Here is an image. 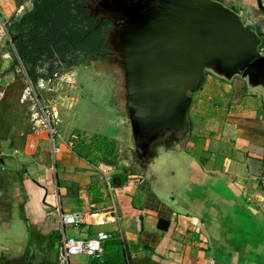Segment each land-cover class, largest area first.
I'll return each mask as SVG.
<instances>
[{
    "label": "crops",
    "instance_id": "1",
    "mask_svg": "<svg viewBox=\"0 0 264 264\" xmlns=\"http://www.w3.org/2000/svg\"><path fill=\"white\" fill-rule=\"evenodd\" d=\"M41 1L0 0L10 33L0 41V264H264L262 91H249L240 77H206L191 104L198 129L176 152L175 163L181 160L158 193L145 187V177L132 180L128 156L104 162L110 142L126 147L129 131L122 118L102 128L97 105L89 114L79 71L50 74L38 65L31 71L20 59V34ZM219 1L264 33V0ZM96 137L105 142L96 147ZM101 165L113 170L106 177L120 179L110 189ZM70 213L96 214L105 224L62 225L60 214ZM157 219L170 222L169 229H158ZM97 232L111 236L101 257H63L66 237Z\"/></svg>",
    "mask_w": 264,
    "mask_h": 264
},
{
    "label": "water",
    "instance_id": "2",
    "mask_svg": "<svg viewBox=\"0 0 264 264\" xmlns=\"http://www.w3.org/2000/svg\"><path fill=\"white\" fill-rule=\"evenodd\" d=\"M95 1L99 24L110 21L103 46L121 73L129 131L125 148L141 176L157 178L150 166L157 167L162 153L175 163L190 132L192 95L207 74L225 82L240 77L264 99L261 36L218 1ZM46 97L50 101L51 93Z\"/></svg>",
    "mask_w": 264,
    "mask_h": 264
},
{
    "label": "trees",
    "instance_id": "3",
    "mask_svg": "<svg viewBox=\"0 0 264 264\" xmlns=\"http://www.w3.org/2000/svg\"><path fill=\"white\" fill-rule=\"evenodd\" d=\"M91 6V0H42L29 18L27 32L20 34V43H17L22 62L29 64L32 71L41 54L51 57L63 53L76 58L77 52L87 55L102 51L107 22L99 24ZM258 34L261 36L260 50L264 51V33ZM101 140L105 142L104 138ZM114 153L115 150L110 147L108 156ZM104 162L111 164L106 159ZM170 225V222L162 219L156 221L157 228L163 231H167ZM116 244L122 245L121 242ZM117 257L118 254L113 258L117 260Z\"/></svg>",
    "mask_w": 264,
    "mask_h": 264
},
{
    "label": "rangeland",
    "instance_id": "4",
    "mask_svg": "<svg viewBox=\"0 0 264 264\" xmlns=\"http://www.w3.org/2000/svg\"><path fill=\"white\" fill-rule=\"evenodd\" d=\"M222 5L223 2L216 0ZM225 6V5H224ZM226 7V6H225ZM228 8V7H227ZM232 10V9H231ZM96 18V17H95ZM243 23L246 22V19L242 20ZM246 26V25H245ZM248 27V25H247ZM251 30H254V28L249 27ZM9 30V29H8ZM105 33L107 34L109 31L108 25L105 26L104 28ZM6 32L8 37L10 38V33L7 31ZM78 55V56H76ZM76 58L74 56H69L64 55L63 53L59 54H54L51 57L46 56L45 60H38L36 65L39 67L45 68L50 74L54 73H59V74H66L67 72L71 70V68L75 69L76 72L79 71V79L80 82L85 86V92L86 94L82 97L83 98V103L84 107H87L88 109L90 108V112L92 111V106L91 105H97V112L95 113L99 118L101 119V125L103 128V122L106 121L109 122L111 119H123V127H125L128 130V126L125 124V111H124V93H123V88H122V77L119 69L115 65H113L114 58L113 60L110 59H103L100 56L95 59L94 56L92 55H85L81 54L79 52L75 53ZM61 57H64L63 59H60ZM91 58L92 59L91 61ZM71 67V68H70ZM21 71V70H20ZM90 71L92 74H86L84 72ZM213 75L207 74V79ZM214 77V76H213ZM216 78V77H215ZM218 79V78H217ZM223 81V80H220ZM206 82V79H205ZM202 85L201 88L205 86V83ZM224 82V81H223ZM200 88V89H201ZM200 89L193 93L192 95V103L198 102V98H195L199 93ZM91 99L89 105L86 101V98L88 95ZM191 103V104H192ZM193 105L190 106L189 111H188V120L190 121V132L187 135V137L184 139V141L180 144L181 148L184 147L185 142L187 139L192 137L194 130L198 129L197 124L194 123V117H190V112L191 108ZM113 107L115 109V112L109 111L107 108ZM113 114V115H112ZM196 114H201L199 111ZM116 124V123H115ZM202 125L199 124V128H201ZM102 130V129H101ZM102 137H96L92 139V143L95 144L96 147L99 145H102L103 140H101ZM110 147H113V150H115V153L113 156L108 157L107 161L110 163H115L118 159H122L128 156L127 150L124 147V143L119 140H114L113 142H110ZM78 148V147H76ZM164 155L163 157H161ZM160 157L155 161L156 166H150V168L155 169L154 175L157 177L158 182L155 183L154 185H151L150 179L152 177H149V175H144L147 179L145 182L148 188L153 189L154 191L158 193H164L165 189L164 186L165 184L162 183V180L165 178H168L170 175V169H173V165L176 163L180 162L181 159L178 160V162L174 163L171 162L170 158H168V155L162 153ZM170 160V161H169ZM158 161V162H157ZM163 164V166L160 164ZM129 171L130 174L134 175L135 178L132 180L135 182L137 181V178L140 177L141 171L140 169L133 163L132 160H129ZM146 174V173H145Z\"/></svg>",
    "mask_w": 264,
    "mask_h": 264
},
{
    "label": "built area",
    "instance_id": "5",
    "mask_svg": "<svg viewBox=\"0 0 264 264\" xmlns=\"http://www.w3.org/2000/svg\"><path fill=\"white\" fill-rule=\"evenodd\" d=\"M4 38L9 39L5 23L0 20V41ZM41 126L53 134V130L48 121H42ZM99 168L104 176L106 174L111 175L113 172L110 166L101 165ZM105 183L107 188L110 189L112 186V178L105 176ZM60 221L64 226H76L84 221H90L98 226L105 224V220L96 214H90L86 218L80 213L60 214ZM110 237V234L106 232H97L94 237L88 239L66 237L60 246V251L65 259L77 255L99 258L103 254V243L109 240Z\"/></svg>",
    "mask_w": 264,
    "mask_h": 264
},
{
    "label": "flooded vegetation",
    "instance_id": "6",
    "mask_svg": "<svg viewBox=\"0 0 264 264\" xmlns=\"http://www.w3.org/2000/svg\"><path fill=\"white\" fill-rule=\"evenodd\" d=\"M95 0H91V9H92V11H93V7H94V4H95ZM95 15V14H94ZM95 17L97 18V19H99L100 20V17L97 15H95ZM104 21H106L107 22V25H108V27L110 26V21L108 20V19H103V21L102 22H104ZM101 22V23H102ZM106 25V26H107ZM89 55H92V56H94V58L95 59H97L99 56L101 57V58H103V59H110V60H113V54L108 50V48L107 47H105V46H103L102 47V51H100V52H93V53H90ZM94 58H91V61H92V59H94ZM71 68V67H70Z\"/></svg>",
    "mask_w": 264,
    "mask_h": 264
}]
</instances>
